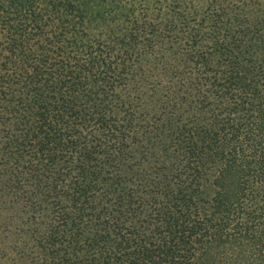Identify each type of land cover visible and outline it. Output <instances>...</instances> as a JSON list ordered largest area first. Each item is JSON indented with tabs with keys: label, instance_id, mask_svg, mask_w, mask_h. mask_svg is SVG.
Wrapping results in <instances>:
<instances>
[{
	"label": "trees",
	"instance_id": "obj_1",
	"mask_svg": "<svg viewBox=\"0 0 264 264\" xmlns=\"http://www.w3.org/2000/svg\"><path fill=\"white\" fill-rule=\"evenodd\" d=\"M224 243L264 257V0H0V261Z\"/></svg>",
	"mask_w": 264,
	"mask_h": 264
},
{
	"label": "rangeland",
	"instance_id": "obj_2",
	"mask_svg": "<svg viewBox=\"0 0 264 264\" xmlns=\"http://www.w3.org/2000/svg\"><path fill=\"white\" fill-rule=\"evenodd\" d=\"M225 174L226 186L224 188L236 191L239 190L240 183L242 182L241 180H239V167L236 165H231L226 170ZM215 189H217V186H215ZM236 244L237 243L216 244L213 250L209 252L205 264H264V257H262V259L256 257L250 258L248 256H245L246 252L244 254H241V251L240 253L236 252L233 257H230V252L233 248H236ZM0 264L9 263L5 262L4 260H1Z\"/></svg>",
	"mask_w": 264,
	"mask_h": 264
}]
</instances>
